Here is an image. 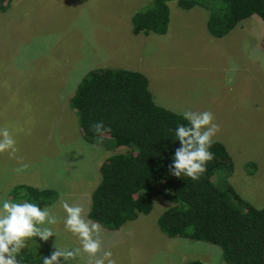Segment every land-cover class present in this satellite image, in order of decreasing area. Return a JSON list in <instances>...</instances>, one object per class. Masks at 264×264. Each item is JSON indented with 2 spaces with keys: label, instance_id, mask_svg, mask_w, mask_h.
I'll use <instances>...</instances> for the list:
<instances>
[{
  "label": "rangeland",
  "instance_id": "obj_1",
  "mask_svg": "<svg viewBox=\"0 0 264 264\" xmlns=\"http://www.w3.org/2000/svg\"><path fill=\"white\" fill-rule=\"evenodd\" d=\"M0 13V128L7 127L18 151L0 153V206L15 185L51 188L57 199L48 208L59 223L46 242L81 247L64 227L62 201L79 205L88 218L90 195L99 182V164L124 153L107 136L86 142L69 100L90 71L128 69L147 77L154 101L181 116L210 111L220 131L213 138L226 149L230 170L212 181L231 186L255 208L264 205V22L251 16L223 38L207 30L208 11L167 4L170 22L164 35H134L131 17L148 0H8ZM22 164L29 167L17 171ZM155 184V183H152ZM149 214L121 229L101 228L102 256L115 264H225L220 247L203 241L169 238L158 218L175 205L152 198ZM91 221V220H90ZM44 255L27 241L21 253ZM18 264H26L17 258ZM81 253L67 264H88ZM60 264H66L61 258ZM107 264V261L105 262Z\"/></svg>",
  "mask_w": 264,
  "mask_h": 264
},
{
  "label": "trees",
  "instance_id": "obj_2",
  "mask_svg": "<svg viewBox=\"0 0 264 264\" xmlns=\"http://www.w3.org/2000/svg\"><path fill=\"white\" fill-rule=\"evenodd\" d=\"M172 0H148L131 17L134 35H164L170 22L167 4ZM181 9L200 7L208 11L206 23L215 38L228 35L240 22L257 16L264 22V0H175ZM8 0H0L4 13ZM82 138L92 143L109 137L124 153L104 159L98 166L99 182L90 195L88 218L109 231H117L139 214H149L152 198L161 195L172 207L158 218L159 230L169 238L203 241L220 247L225 264H264V205L255 208L226 185L218 189L212 179L220 169L230 170L225 147L214 141V159L198 180L171 174L175 151L181 147L175 136L183 116L158 105L147 77L128 69H97L88 72L69 100ZM102 121L110 131L97 135L91 125ZM155 183V184H152ZM15 202H33L42 209L57 199L51 188L15 185L8 193ZM46 249L44 255L20 253L26 264H43L51 253L45 241L32 238ZM187 264H205L194 261Z\"/></svg>",
  "mask_w": 264,
  "mask_h": 264
},
{
  "label": "clouds",
  "instance_id": "obj_3",
  "mask_svg": "<svg viewBox=\"0 0 264 264\" xmlns=\"http://www.w3.org/2000/svg\"><path fill=\"white\" fill-rule=\"evenodd\" d=\"M182 115L188 124L178 125L175 129L181 147L175 151L169 170L176 177L183 174L198 180L207 171V163L215 158L210 148L220 127L214 122L215 116L210 111L188 110ZM91 127L97 135L110 131L102 121L94 122ZM6 151L13 157L18 151L16 141L7 127L0 128V153ZM28 167L22 164L17 171H24ZM62 208L66 213L64 227L79 239L81 247L60 248L54 245L55 251L50 257L43 258V264H60L61 258L67 264L70 260H76L82 252L88 254V264H105L106 261L107 264H115L110 251L97 256L102 251L100 225L87 220L84 209L79 205L62 201ZM58 223V218L48 208L42 209L33 202L4 199L0 206V264H18L17 257L32 238L47 241L52 236L57 237V232L51 226Z\"/></svg>",
  "mask_w": 264,
  "mask_h": 264
}]
</instances>
